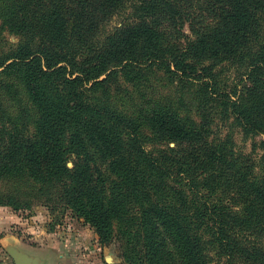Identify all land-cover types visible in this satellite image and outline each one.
<instances>
[{"label": "trees", "instance_id": "obj_1", "mask_svg": "<svg viewBox=\"0 0 264 264\" xmlns=\"http://www.w3.org/2000/svg\"><path fill=\"white\" fill-rule=\"evenodd\" d=\"M204 5L0 0V178L18 180L0 206L61 199L101 244L118 236L129 264H213L215 250L264 264V160L256 171L209 135L215 103L246 135L264 134V0ZM125 7L133 15L107 32ZM224 61L247 71L241 90L210 72ZM159 69L179 78L174 95L151 86ZM145 128L177 147L149 150Z\"/></svg>", "mask_w": 264, "mask_h": 264}, {"label": "rangeland", "instance_id": "obj_2", "mask_svg": "<svg viewBox=\"0 0 264 264\" xmlns=\"http://www.w3.org/2000/svg\"><path fill=\"white\" fill-rule=\"evenodd\" d=\"M206 1L208 0H199L202 5H204V2ZM133 13L134 11L131 7H125L121 12H118L111 18V20H109L104 29L107 32L112 31L115 27L120 26L124 21H126L127 18L131 17ZM208 15L209 14L207 13L206 17H208ZM1 22L2 20L0 19V25ZM1 34L10 43H17L19 41L18 35L10 33L7 30L1 31ZM188 36L192 37L193 33L187 22L179 28V32L176 36H174V39H177L179 43L185 45ZM209 62L210 60L207 59L203 62V64L207 65ZM200 67L203 66L200 65ZM212 71L217 78L219 87L229 92L234 91L235 89L241 90L242 85L245 81H247V71L245 68L230 61H224L213 66L210 72ZM108 72H110V70L106 73ZM105 76L106 74H103L100 78H104ZM150 76L151 77L148 78L149 81L152 82L151 86H157L164 94L169 91L174 95L173 86L183 87V85L179 82V78H175L176 84H171V79L168 78L163 69H159L155 75ZM192 78L193 77L191 76L189 79ZM123 79L124 78L122 77V80ZM204 80H206V78ZM119 81L121 82L120 78ZM194 81L199 82L197 79H194ZM162 84L164 85V88ZM194 90L195 87L191 89L189 88V85H187L183 90V93H192ZM179 95L177 97H179ZM0 100H2V97H0ZM194 111L195 108H193L192 112ZM210 111L215 117L209 130L211 141L214 143H219L220 141L225 142L228 146L229 152L234 153V156L239 163L245 166H252L255 170L259 169L264 160V134L246 135L240 127L233 126L232 121L224 120V116L220 113V108L217 103L211 106ZM196 118H199V116L196 115ZM144 133L146 135L145 147L149 150L157 151L160 148H167L168 146L173 148L177 147V143L175 141H170L169 143L155 142V140L152 139V132L149 128H145ZM69 165L73 166V162L70 161ZM18 179H23V176L21 177L20 175ZM17 181L18 180H11V178H0V193H9L8 191L11 190V185L15 184ZM6 207L11 211H16L11 206ZM18 212L26 216L37 215L38 218H36V222H38L39 225H41V227L47 232H56L57 230H60L61 233L64 231L72 232L71 230L76 227L78 228L85 225L91 227V225L85 221L84 217H80L75 214L74 210L68 207L61 199H55L54 202L51 201V203L47 204L38 197L35 199L31 208L21 209ZM104 245L108 247L110 256L115 257L116 260L121 261L123 264H129L125 258V250L123 248L124 244L118 236H114L110 242H107ZM210 256L213 260V264H242L228 262L225 258L218 256L216 250L213 252L211 251Z\"/></svg>", "mask_w": 264, "mask_h": 264}, {"label": "crops", "instance_id": "obj_3", "mask_svg": "<svg viewBox=\"0 0 264 264\" xmlns=\"http://www.w3.org/2000/svg\"><path fill=\"white\" fill-rule=\"evenodd\" d=\"M36 218L0 206V264H15L9 253L13 247L41 264H123L109 255L90 226L47 232Z\"/></svg>", "mask_w": 264, "mask_h": 264}, {"label": "water", "instance_id": "obj_4", "mask_svg": "<svg viewBox=\"0 0 264 264\" xmlns=\"http://www.w3.org/2000/svg\"><path fill=\"white\" fill-rule=\"evenodd\" d=\"M9 253L15 260V264H41L37 259L30 257L28 254L12 248Z\"/></svg>", "mask_w": 264, "mask_h": 264}]
</instances>
